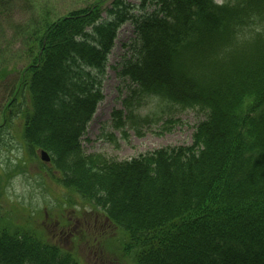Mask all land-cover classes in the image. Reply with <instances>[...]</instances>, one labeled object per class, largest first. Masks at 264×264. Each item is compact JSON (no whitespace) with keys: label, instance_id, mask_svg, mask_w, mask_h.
I'll use <instances>...</instances> for the list:
<instances>
[{"label":"trees","instance_id":"1","mask_svg":"<svg viewBox=\"0 0 264 264\" xmlns=\"http://www.w3.org/2000/svg\"><path fill=\"white\" fill-rule=\"evenodd\" d=\"M108 2L37 19L31 63L9 104L18 109L28 91L22 138L37 159L36 150L49 154L65 189L104 211L103 228L82 230L97 234L93 247H115L117 231L134 264H264V0ZM127 23L137 38L119 66L130 89L113 112L116 128L139 127L136 108L149 99L205 119L191 146L123 162L87 155L81 140ZM0 264L82 263L9 224L0 226Z\"/></svg>","mask_w":264,"mask_h":264},{"label":"rangeland","instance_id":"2","mask_svg":"<svg viewBox=\"0 0 264 264\" xmlns=\"http://www.w3.org/2000/svg\"><path fill=\"white\" fill-rule=\"evenodd\" d=\"M95 1L8 0L6 6H0V226L10 224L30 231L73 254L82 264H134L131 257L123 255L122 235L117 231L112 235L115 247H93L97 234L82 230L87 223L93 229L103 228L104 211L87 204L76 191L65 189L61 174L37 159L22 138L24 118L18 112L20 106L30 108L28 91L18 95V109L9 107L22 73L31 63L28 52L35 47L37 19L43 20L48 14L54 20L70 11L86 9ZM125 1L140 6L142 0ZM133 26L127 23L120 28L104 74L99 75L104 99L81 140L87 155L101 154L124 162L158 149L191 146L196 126L205 119L196 108L183 110L149 99L136 108L143 121L139 127L116 128L113 112L124 110L123 101L130 89L118 72L123 58L134 51L137 37ZM35 153L38 155V150ZM13 179H18L19 194L9 192Z\"/></svg>","mask_w":264,"mask_h":264},{"label":"water","instance_id":"3","mask_svg":"<svg viewBox=\"0 0 264 264\" xmlns=\"http://www.w3.org/2000/svg\"><path fill=\"white\" fill-rule=\"evenodd\" d=\"M39 155H40L41 160H42L44 163H50V162H51V158H49L50 156H49L48 153H46V152H44V151H41V152L39 153Z\"/></svg>","mask_w":264,"mask_h":264},{"label":"clouds","instance_id":"4","mask_svg":"<svg viewBox=\"0 0 264 264\" xmlns=\"http://www.w3.org/2000/svg\"><path fill=\"white\" fill-rule=\"evenodd\" d=\"M17 183H18V179H13V181L11 183V187L9 189V192L19 194V190L16 187Z\"/></svg>","mask_w":264,"mask_h":264}]
</instances>
